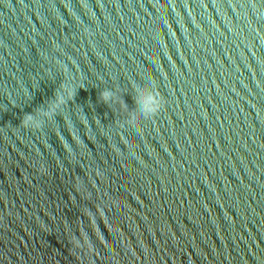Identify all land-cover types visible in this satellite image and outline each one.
Here are the masks:
<instances>
[{
    "label": "water",
    "instance_id": "water-1",
    "mask_svg": "<svg viewBox=\"0 0 264 264\" xmlns=\"http://www.w3.org/2000/svg\"><path fill=\"white\" fill-rule=\"evenodd\" d=\"M0 264H264V0H0Z\"/></svg>",
    "mask_w": 264,
    "mask_h": 264
},
{
    "label": "clouds",
    "instance_id": "clouds-1",
    "mask_svg": "<svg viewBox=\"0 0 264 264\" xmlns=\"http://www.w3.org/2000/svg\"><path fill=\"white\" fill-rule=\"evenodd\" d=\"M67 95L70 98L72 93L70 90L67 91ZM101 99L105 102L109 99V93L105 92L102 94ZM63 103V97H59L57 101L45 112L46 116H52L55 114L56 109L59 107L60 104ZM142 110L149 115H154L157 113L161 108V102L158 98L154 97L153 95H148L146 98L142 100L141 103ZM33 116L28 115L25 116L22 121V126L28 127L31 125L34 128H39V123H33Z\"/></svg>",
    "mask_w": 264,
    "mask_h": 264
}]
</instances>
